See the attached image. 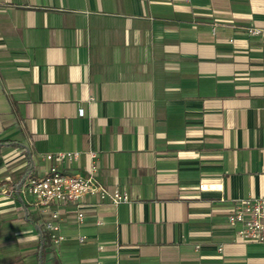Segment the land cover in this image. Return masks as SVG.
<instances>
[{
	"label": "crops",
	"instance_id": "0c3cea01",
	"mask_svg": "<svg viewBox=\"0 0 264 264\" xmlns=\"http://www.w3.org/2000/svg\"><path fill=\"white\" fill-rule=\"evenodd\" d=\"M92 151L130 200L55 206L53 242L24 183ZM263 197L264 0H0L2 264H264L229 221Z\"/></svg>",
	"mask_w": 264,
	"mask_h": 264
},
{
	"label": "built area",
	"instance_id": "2783aa9c",
	"mask_svg": "<svg viewBox=\"0 0 264 264\" xmlns=\"http://www.w3.org/2000/svg\"><path fill=\"white\" fill-rule=\"evenodd\" d=\"M250 33L257 35L259 30L251 29ZM84 113V108H79V115L83 116ZM90 154L93 163L90 175L87 177L65 173L53 165L44 176H30L24 183L26 192L33 197L34 207L45 218L44 223L53 242L57 243L63 239V236L58 234L61 229V214L55 206L64 204L81 206L88 195L95 196L99 202L111 200L115 204L130 200L127 192L111 190L98 181L97 153L92 151ZM79 155V152H59L47 154L45 158L49 161L61 162L65 159L70 161L77 159ZM77 217L82 222L85 217L84 212L79 211ZM229 221L233 224H241L237 234L244 241L264 243V197L246 199L230 214ZM0 264H2L1 257Z\"/></svg>",
	"mask_w": 264,
	"mask_h": 264
},
{
	"label": "trees",
	"instance_id": "16d2710c",
	"mask_svg": "<svg viewBox=\"0 0 264 264\" xmlns=\"http://www.w3.org/2000/svg\"><path fill=\"white\" fill-rule=\"evenodd\" d=\"M8 143H13V142H8ZM38 228L40 229L41 231V252L43 253V255L47 252L49 246H50V243H51V239L50 237H48L47 235H45L42 230H41V227L40 225H38Z\"/></svg>",
	"mask_w": 264,
	"mask_h": 264
}]
</instances>
